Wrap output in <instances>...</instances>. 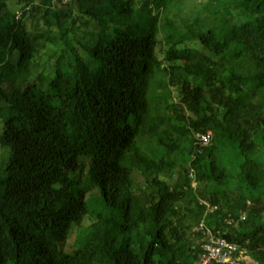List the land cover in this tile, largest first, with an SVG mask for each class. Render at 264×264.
Returning <instances> with one entry per match:
<instances>
[{"label":"trees","instance_id":"obj_1","mask_svg":"<svg viewBox=\"0 0 264 264\" xmlns=\"http://www.w3.org/2000/svg\"><path fill=\"white\" fill-rule=\"evenodd\" d=\"M183 1L0 0V264H196L187 213L264 264V0Z\"/></svg>","mask_w":264,"mask_h":264},{"label":"rangeland","instance_id":"obj_2","mask_svg":"<svg viewBox=\"0 0 264 264\" xmlns=\"http://www.w3.org/2000/svg\"><path fill=\"white\" fill-rule=\"evenodd\" d=\"M53 3L57 7L60 5V3H57V2H53ZM219 8H220L219 3L216 0H184L182 5L178 8V10L172 11L170 13V16L178 24H181L183 20H188V19L192 20L197 17L203 21L202 28L206 29L207 26L215 18V14L217 10H219ZM16 15L20 16V10H16L14 12V18ZM164 32L165 31L162 30V33ZM158 53H159V56L161 57L160 51H158ZM0 133H1V129H0ZM256 142L259 143L257 140ZM259 145H260L259 151L254 156L255 158L264 160V144L260 143ZM139 147L144 154H146L147 156H149L155 161H158L164 153L163 149L159 147L155 142H152L150 144L141 142L139 143ZM220 156H221V160L223 164L225 165V167L232 173H236L237 170L239 169V162L236 156L234 155V151L229 148H225V149L221 148ZM6 157H7V150L4 149V147L0 145V163L5 164V161L3 160H5ZM190 159L191 158L189 157H184L178 154H175L172 156V160L176 161L179 164H183V165L188 164L190 162ZM206 164H207L206 162H203L204 168H206ZM142 186L145 187L146 185L142 184ZM228 187L233 188L234 183L231 182ZM98 196H99V191L97 189H93L87 193L86 197H87V200L89 201L90 206H89V213L85 217L83 221V225L90 224L92 221H94V219L97 217L99 213H103L104 215H110L111 211L108 208L103 207L101 202L98 200ZM176 207H180V203L176 204ZM262 216L264 219V213L262 214ZM186 219H188L189 223L192 224V228L194 230L195 226L193 224V219L189 213L186 214ZM229 226H232V225H229L226 223V227L224 229L229 228ZM73 235L74 233H72L70 238H68L67 246L68 244L72 242ZM241 257L248 264H258L254 262L248 255H246L244 251Z\"/></svg>","mask_w":264,"mask_h":264},{"label":"built area","instance_id":"obj_3","mask_svg":"<svg viewBox=\"0 0 264 264\" xmlns=\"http://www.w3.org/2000/svg\"><path fill=\"white\" fill-rule=\"evenodd\" d=\"M52 1L65 3L67 0ZM15 18L18 19L19 16L16 15ZM194 137L200 146H206L210 141L207 133H195ZM200 203L205 207L206 213H213L217 209L216 205H211L206 200H201ZM239 218L244 219L245 212H241ZM224 221L229 225L234 224L230 214ZM194 231L200 234V251L196 254V264H239L243 260L241 256L244 250L237 243L226 240L203 223L196 226Z\"/></svg>","mask_w":264,"mask_h":264}]
</instances>
